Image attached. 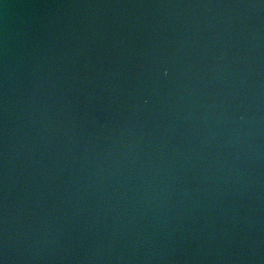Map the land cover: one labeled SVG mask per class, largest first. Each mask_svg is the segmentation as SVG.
<instances>
[{"label": "water", "instance_id": "obj_1", "mask_svg": "<svg viewBox=\"0 0 264 264\" xmlns=\"http://www.w3.org/2000/svg\"><path fill=\"white\" fill-rule=\"evenodd\" d=\"M0 264H264V0H0Z\"/></svg>", "mask_w": 264, "mask_h": 264}]
</instances>
